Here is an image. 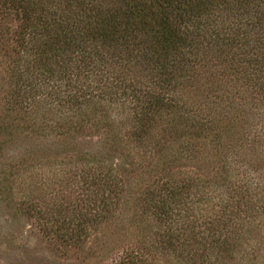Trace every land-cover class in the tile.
<instances>
[{
    "label": "trees",
    "instance_id": "trees-1",
    "mask_svg": "<svg viewBox=\"0 0 264 264\" xmlns=\"http://www.w3.org/2000/svg\"><path fill=\"white\" fill-rule=\"evenodd\" d=\"M0 205L80 264H264V0H0Z\"/></svg>",
    "mask_w": 264,
    "mask_h": 264
},
{
    "label": "rangeland",
    "instance_id": "rangeland-1",
    "mask_svg": "<svg viewBox=\"0 0 264 264\" xmlns=\"http://www.w3.org/2000/svg\"><path fill=\"white\" fill-rule=\"evenodd\" d=\"M58 176L55 168L50 167L33 172L35 180H42L44 185L50 186L49 192H54L53 185H57ZM39 187L41 193L45 187ZM78 262L60 257L54 245L29 218L12 216L0 205V264H80ZM88 264H101V259Z\"/></svg>",
    "mask_w": 264,
    "mask_h": 264
}]
</instances>
